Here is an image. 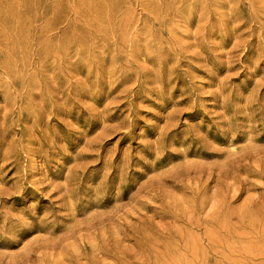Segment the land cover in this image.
<instances>
[{
  "label": "rangeland",
  "instance_id": "obj_1",
  "mask_svg": "<svg viewBox=\"0 0 264 264\" xmlns=\"http://www.w3.org/2000/svg\"><path fill=\"white\" fill-rule=\"evenodd\" d=\"M0 264H264V0H0Z\"/></svg>",
  "mask_w": 264,
  "mask_h": 264
}]
</instances>
